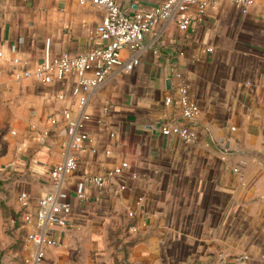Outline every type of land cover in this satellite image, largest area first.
Masks as SVG:
<instances>
[{"label":"crops","instance_id":"crops-1","mask_svg":"<svg viewBox=\"0 0 264 264\" xmlns=\"http://www.w3.org/2000/svg\"><path fill=\"white\" fill-rule=\"evenodd\" d=\"M117 1L133 13L163 0ZM208 1L186 30L173 19L153 27L133 70L115 67L96 88L76 91L75 73L43 83L16 72L103 44L96 30L105 9L0 0V221L16 227L51 190L71 203L44 264H239L242 253L264 264V0L247 13L234 0ZM176 72L200 106L194 141L162 132L180 118L176 98L166 103ZM64 109L72 119L90 114L92 140L57 184L50 167L70 139ZM123 160L130 165L105 187L86 181Z\"/></svg>","mask_w":264,"mask_h":264},{"label":"built area","instance_id":"built-area-1","mask_svg":"<svg viewBox=\"0 0 264 264\" xmlns=\"http://www.w3.org/2000/svg\"><path fill=\"white\" fill-rule=\"evenodd\" d=\"M81 3H92L105 9L103 19L97 26L96 36L101 38L103 44L96 45L89 50L71 54L68 51L51 57L34 69H26L16 72V77L33 76L43 83L51 82L55 77L64 79L67 74H77V87L90 90L104 83L111 75L115 67L121 71L129 72L139 63L143 49L145 48L146 34L156 25L163 21L175 20L178 27L186 30L196 16L203 14L206 10L208 0H163L151 9L138 10L131 13L121 6L117 0H79ZM242 12L247 13L253 0H234ZM93 38V37H92ZM124 50L128 51L126 56ZM18 59L16 58L15 61ZM92 74H91V73ZM90 73V74H89ZM175 94L166 96V103H171L174 98L178 101L180 118L164 121L162 132L164 134H177L185 141H194L197 131L194 129L193 120L200 113V106L192 98L188 85L179 72H176ZM59 99L64 94H57ZM87 101L81 97V105ZM64 117L68 119V133L65 156L61 161L54 163L51 167L52 178L57 184H62L79 166L78 151L84 149L92 140L87 130V122L91 116L83 113L77 119L71 118L69 109H64ZM56 124L58 119H50ZM110 152V150H107ZM130 165L128 160L108 167L104 172L89 174L86 181L94 183L103 188L110 179L120 177ZM234 170L240 172V166L236 165ZM124 188L125 185L120 186ZM78 196L84 198L83 184H80ZM63 191L51 190L43 194L36 211L26 210L22 214V228L25 232V254L22 261L17 264H44L47 256L48 245L57 244L53 236L57 226L68 223L71 212V203L67 200ZM29 198L27 192H22L20 199L24 202ZM133 215V212H130ZM129 229L136 230V225H130ZM239 264H249L250 255L242 253L234 260Z\"/></svg>","mask_w":264,"mask_h":264},{"label":"rangeland","instance_id":"rangeland-1","mask_svg":"<svg viewBox=\"0 0 264 264\" xmlns=\"http://www.w3.org/2000/svg\"><path fill=\"white\" fill-rule=\"evenodd\" d=\"M21 223L18 218L13 228L7 221H0V264H17L22 261L26 250L25 232L19 228Z\"/></svg>","mask_w":264,"mask_h":264}]
</instances>
